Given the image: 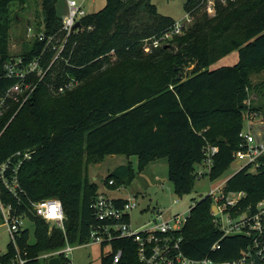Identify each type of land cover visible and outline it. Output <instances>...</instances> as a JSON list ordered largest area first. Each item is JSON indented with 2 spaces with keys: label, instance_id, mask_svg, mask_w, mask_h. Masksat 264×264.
<instances>
[{
  "label": "trees",
  "instance_id": "obj_1",
  "mask_svg": "<svg viewBox=\"0 0 264 264\" xmlns=\"http://www.w3.org/2000/svg\"><path fill=\"white\" fill-rule=\"evenodd\" d=\"M200 1L184 2L185 11L194 16L187 30L154 46L153 40L174 22L171 16L160 13L152 0H105L102 8L79 20L56 59L52 46L64 35L57 0L36 3L39 9L34 8L29 23L34 35L41 33L44 38L34 37L20 56L28 62L42 53V64L53 61L24 102L21 96L6 98L0 115V165L17 150L32 153L18 171L20 198L11 196L3 185L0 196L4 203H21L19 211L25 210L28 199L58 198L65 233L26 211L34 241H29L26 227L17 242L26 252L27 264H42L39 254L61 248L66 241H89L90 226L97 223L90 204L99 191L88 176L89 164L119 154L135 156L140 169L166 156L168 180L182 197L192 191L195 164L203 161L205 148L218 147L206 174L213 180L233 161L249 112L264 114V93L262 104L248 103L250 76L264 71V0H215L212 15L200 9ZM25 2L0 0V99L15 82L5 76L4 63L14 57L9 51L11 29ZM235 50L234 64L209 68ZM65 77L76 83L55 94L48 84L56 85ZM258 160V167L236 170L224 183L225 191L245 192L243 205L264 198V153ZM133 173L129 160L122 165L121 176L110 173L105 181L113 179L112 185L118 187L123 176L130 181ZM212 202L204 195L189 206L183 226L175 233L182 238L180 249L191 258L235 259L252 239L224 236L212 221ZM216 242L219 247L212 249ZM118 248L122 256L117 264H140L130 239H115L113 250ZM15 252L8 242L0 264H15ZM109 261V255H102V264Z\"/></svg>",
  "mask_w": 264,
  "mask_h": 264
},
{
  "label": "built area",
  "instance_id": "obj_2",
  "mask_svg": "<svg viewBox=\"0 0 264 264\" xmlns=\"http://www.w3.org/2000/svg\"><path fill=\"white\" fill-rule=\"evenodd\" d=\"M66 6L67 10L62 17L64 35L57 44L52 46V49H55L53 59L59 58L66 37L75 28V22L87 14L82 1L66 0ZM205 10L210 15L214 14L215 0H207ZM190 20V12H186L184 22L175 21L163 31L162 37L154 39L152 44L154 46L161 45L162 40L169 39L175 34H181L182 27L186 21ZM27 30L29 34L32 28L28 27ZM34 36H37L38 39L44 38L41 33ZM48 39L51 40L52 36ZM41 60L42 53L28 62H25L22 56H17L4 63L5 76L15 78V82L0 99V115L7 105L6 98L18 100L21 96V101L24 102L34 90L37 82L44 78L51 68L53 60L46 65L42 64ZM75 83L76 80L73 77H65L56 85L50 83L48 86L57 92L63 91ZM239 135L242 138V143L233 152V160L239 163L237 170L246 166L258 167V158L264 153V141L256 139L251 132L243 129ZM217 150L216 145H208L205 148L203 163L208 165V169L212 163V156ZM31 153L29 149L17 150L0 165V185H3L11 196L18 199L23 193L18 171L22 163L31 157ZM225 181L210 188L206 195L212 198V205L216 206V210H214L211 205L212 221L224 236L245 235L252 239L251 246L247 250L241 251V254L235 259L214 260L209 255L198 259L187 257L180 249L182 238L175 233L181 229L188 215L183 217L182 214L176 213L165 216L162 212L155 211L152 213L151 219L144 223L145 225L134 227L129 213L137 207L136 195L112 197L100 190L90 204L97 223L90 226L88 242L98 243L101 246L111 244L112 249L102 253L104 256H110L109 264H117L121 259L122 250L120 248L113 250V242L118 238H127L136 244V255L140 264H255V257L260 264H264V198L259 199L254 205H243L242 200L245 197V192L242 190L225 191ZM107 183L112 185L114 180L108 179ZM20 204L14 206L10 202L4 203L0 196V219L1 223L6 226L9 242L16 251L14 263L27 264L26 252L19 250L17 242L20 231L28 227V223H31L26 211L46 221L49 228L59 227L65 233L64 211L61 201L55 197L40 200L28 199V202H24L25 210L23 211L18 210ZM189 211L190 207L188 214ZM88 242L79 244L66 241L63 247L43 252L37 258L44 261L42 264H47L48 259L54 256H58L62 264H91L89 262L74 263L69 259V255L74 249ZM217 247L219 244L216 242L211 248ZM3 252L0 250V253Z\"/></svg>",
  "mask_w": 264,
  "mask_h": 264
},
{
  "label": "rangeland",
  "instance_id": "obj_3",
  "mask_svg": "<svg viewBox=\"0 0 264 264\" xmlns=\"http://www.w3.org/2000/svg\"><path fill=\"white\" fill-rule=\"evenodd\" d=\"M81 1V0H78ZM214 1V0H211ZM156 5L157 10L171 16L175 21L186 20V11L184 9L185 0H152ZM39 0H26L25 6L21 5L18 9L19 19L18 23L13 25L9 40V51L14 57L20 56L23 50H26V45L30 47L34 40L33 24L29 23L33 19L34 8L38 6ZM105 0H83L84 9L87 12L97 11L102 8ZM213 3V2H212ZM200 9L203 11L206 8L207 0L200 1ZM59 12L63 10L58 8ZM61 13V14H62ZM191 20L186 21L182 27V33L187 30L188 26L194 21V16L190 13ZM173 22V23H174ZM172 23V24H173ZM27 24L31 25L32 30L28 34ZM148 51V48H145ZM238 60L237 51H232L224 57L217 59L210 69L220 66L234 64ZM191 67L187 68L190 69ZM53 74V73H51ZM54 75H51L53 78ZM252 92L248 99V103L253 105L262 104V93H264V71L252 73ZM63 80V78H62ZM60 79V81H62ZM55 81V80H54ZM59 81H57L58 83ZM64 91V90H63ZM63 91H55V94L63 93ZM244 131L251 132L258 140L264 141V114L257 110H251L243 121ZM130 160L133 169V176L130 181H126V176H123V183L118 187L108 184L105 179L110 173L114 177L121 176L122 161ZM239 163L235 160L225 169L217 178L210 180L207 177L208 165L201 161L195 164L194 172H196V179L192 191L188 195L182 197L176 195L173 191L172 184L167 177V159L166 156H159L147 162L142 168H138V160L135 156L129 158L124 155L112 154L105 155L103 158L95 163L88 165V176L94 181L98 190L103 191L109 196L126 197L128 195H136L137 207L130 211L131 221L134 227L145 225L151 215L155 211L162 212L165 216L176 213L182 214L183 217L188 215L189 206L198 201L201 196L207 194L210 188L224 182L230 175H232L238 168ZM213 204V202H212ZM0 219V250L5 251L9 237L7 228L1 223ZM30 230L29 241H34L33 225L28 223ZM112 249L111 244L101 246L98 243L88 242L85 245L74 249L69 255L74 263H91L102 264V253H106Z\"/></svg>",
  "mask_w": 264,
  "mask_h": 264
},
{
  "label": "water",
  "instance_id": "obj_4",
  "mask_svg": "<svg viewBox=\"0 0 264 264\" xmlns=\"http://www.w3.org/2000/svg\"><path fill=\"white\" fill-rule=\"evenodd\" d=\"M79 24H80V21L78 20V21L75 22L74 27L79 26ZM180 77H181V74H178L177 78H180ZM212 208L214 210H216V206L215 205H212ZM254 263L255 264H260L256 257H255ZM47 264H62V262H61V259L58 256H54V257H51V258L48 259Z\"/></svg>",
  "mask_w": 264,
  "mask_h": 264
},
{
  "label": "crops",
  "instance_id": "obj_5",
  "mask_svg": "<svg viewBox=\"0 0 264 264\" xmlns=\"http://www.w3.org/2000/svg\"><path fill=\"white\" fill-rule=\"evenodd\" d=\"M82 1V3H83V0H81ZM61 7V9L63 10V13L62 12H59L58 11V8H60ZM84 7V6H83ZM38 9H39V6H38ZM66 10H67V6H66V0H57V2H56V12H57V14L62 18L64 15H65V12H66ZM86 11V10H85ZM87 12V11H86ZM62 13V14H61ZM87 13H89V12H87ZM122 161V163H124V161L123 160H121ZM1 254V253H0Z\"/></svg>",
  "mask_w": 264,
  "mask_h": 264
}]
</instances>
